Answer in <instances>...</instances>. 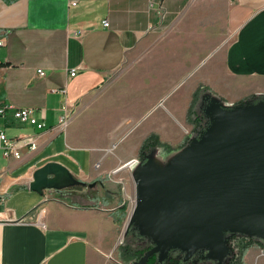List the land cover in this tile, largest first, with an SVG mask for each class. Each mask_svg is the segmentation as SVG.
<instances>
[{
  "label": "crops",
  "instance_id": "obj_1",
  "mask_svg": "<svg viewBox=\"0 0 264 264\" xmlns=\"http://www.w3.org/2000/svg\"><path fill=\"white\" fill-rule=\"evenodd\" d=\"M225 31L234 34L222 44ZM1 38L0 104L32 108L45 126L20 122L13 109L0 115L7 135H39V147L22 146L21 159L6 157L0 142V264H123L113 255L119 235L114 207L81 200L69 188L42 194L29 188L33 172L47 161L86 181L124 168L133 173L144 139L154 134L162 143L164 129L157 126L115 156L90 153L87 161L73 160L78 167L58 158L87 136L72 122L55 130L62 106L72 114L89 106L123 65L141 63L145 72L161 67L178 47L208 42L216 53L204 78L209 96L264 95V0H0ZM192 98L185 109L174 105L180 123ZM244 261L264 264V248L249 246Z\"/></svg>",
  "mask_w": 264,
  "mask_h": 264
},
{
  "label": "water",
  "instance_id": "obj_2",
  "mask_svg": "<svg viewBox=\"0 0 264 264\" xmlns=\"http://www.w3.org/2000/svg\"><path fill=\"white\" fill-rule=\"evenodd\" d=\"M210 100V120L180 154L162 168L153 154L133 172L136 204L128 226L153 246L132 264H146L157 252L166 256L170 247L201 249L224 264L226 232L264 239V95L238 105ZM86 184L96 182L51 160L35 169L29 188L42 194Z\"/></svg>",
  "mask_w": 264,
  "mask_h": 264
},
{
  "label": "rangeland",
  "instance_id": "obj_3",
  "mask_svg": "<svg viewBox=\"0 0 264 264\" xmlns=\"http://www.w3.org/2000/svg\"><path fill=\"white\" fill-rule=\"evenodd\" d=\"M233 32L225 31L221 34L224 37L222 44L232 38ZM183 46L169 54L161 67L151 66L145 72H139L141 63H136L133 67L123 65L97 99L89 106H81L74 112L71 122L75 125V130L79 131L81 128L87 136L83 135L80 146L64 147V155L58 158L75 165L74 159L79 162L87 161L90 153L105 157L115 156L125 146L135 145V141L156 131L157 126L163 127L164 138L160 147L155 150V164L162 168L180 154L190 143L196 123L189 112L187 119L180 123L173 111L174 105H181L185 109L197 87L204 85L210 89L204 81L205 72L216 61V53L211 50L208 42ZM130 74H138L139 78L127 81L126 78ZM211 92L214 93V90ZM219 96V100L226 105H235L248 97ZM211 103L210 99H206L202 105L207 120H210L207 113L210 112ZM70 125L71 123L68 128ZM63 136L64 133L61 134L62 138ZM115 143L117 144L114 145ZM75 166L78 167L77 164ZM138 168L136 167L135 171ZM71 172L75 174L72 170ZM86 181H95L96 184L92 187L86 185L69 189H73L72 193L81 200H94L90 203L114 207L118 211L119 235L116 239V254L113 255L123 264H131L138 257L135 254L126 255L123 244L124 234L136 204L133 173L129 168H124L113 173L111 177L91 178ZM131 229L134 234L137 233L135 225H132ZM262 241L264 242V239ZM251 245L264 248V244L256 241L251 242L249 246ZM172 251L187 259L204 257V250L201 249L192 252L174 248Z\"/></svg>",
  "mask_w": 264,
  "mask_h": 264
},
{
  "label": "trees",
  "instance_id": "obj_4",
  "mask_svg": "<svg viewBox=\"0 0 264 264\" xmlns=\"http://www.w3.org/2000/svg\"><path fill=\"white\" fill-rule=\"evenodd\" d=\"M208 91L209 90L206 86L201 85L197 87L193 93L189 114L195 121L196 128L194 134L191 136V141L201 133L208 123V120L206 119V116L202 110L203 101L205 97L209 96L207 93ZM261 96L262 95L253 94L236 103L235 105L243 104L250 100H256ZM160 144L161 143L159 142L156 135L150 134L147 136L140 147V161H145L147 158L153 155L155 150L160 147ZM131 226L132 225L128 226L124 234L123 251L126 253V255L135 254L138 258H140L148 249L153 246V243L146 237L140 235L138 230L137 233L134 234L132 232ZM253 241L264 244L260 238H254L253 236L237 232H226L225 243L228 247V254L224 264H245L244 254L249 244H251ZM172 250L173 247H170L169 253L166 256H161L159 252L155 253L148 259L146 264H217L212 258L209 257H201L198 259L183 258L180 254H177L176 251Z\"/></svg>",
  "mask_w": 264,
  "mask_h": 264
},
{
  "label": "built area",
  "instance_id": "obj_5",
  "mask_svg": "<svg viewBox=\"0 0 264 264\" xmlns=\"http://www.w3.org/2000/svg\"><path fill=\"white\" fill-rule=\"evenodd\" d=\"M72 4H76L77 0H70ZM105 25H109L107 20L104 21ZM4 44V39H0V45ZM38 74L44 75L45 71L43 69L37 70ZM75 74V70L71 71V75ZM8 109H13V116L20 122L29 123L42 129L45 126V122L39 119L34 114V109L29 107H16L13 104L3 103L0 104V115L5 114ZM62 113L59 116L58 123L55 127L57 132L65 131L70 124L73 114L68 105L64 104L62 106ZM0 142L3 149V153L6 157H14L16 159H21L23 157L22 146H26L29 151H34L39 147V135H22L11 137L3 130L0 131ZM135 160V159H134ZM133 161V160H132ZM131 161V162H132ZM49 195H45L44 200L47 201ZM40 216H43L41 212ZM44 224L43 222H41ZM132 264V263H131Z\"/></svg>",
  "mask_w": 264,
  "mask_h": 264
},
{
  "label": "flooded vegetation",
  "instance_id": "obj_6",
  "mask_svg": "<svg viewBox=\"0 0 264 264\" xmlns=\"http://www.w3.org/2000/svg\"><path fill=\"white\" fill-rule=\"evenodd\" d=\"M206 99H210V96H208V97H205V99H204V101L206 100ZM204 101H203V103H204ZM139 162H141L140 161V156H139ZM101 184L103 183V181L102 180H98ZM87 185V184H86ZM86 185H80L81 187H84V186H86ZM57 192H61V190L60 191H57Z\"/></svg>",
  "mask_w": 264,
  "mask_h": 264
}]
</instances>
